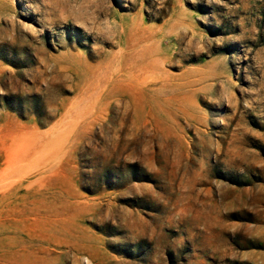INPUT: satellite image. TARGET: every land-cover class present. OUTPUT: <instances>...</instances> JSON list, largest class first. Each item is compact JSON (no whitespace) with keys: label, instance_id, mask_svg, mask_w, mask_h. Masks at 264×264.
Listing matches in <instances>:
<instances>
[{"label":"rangeland","instance_id":"374dc122","mask_svg":"<svg viewBox=\"0 0 264 264\" xmlns=\"http://www.w3.org/2000/svg\"><path fill=\"white\" fill-rule=\"evenodd\" d=\"M0 264H264V0H0Z\"/></svg>","mask_w":264,"mask_h":264}]
</instances>
